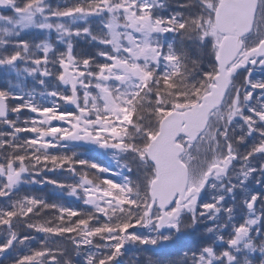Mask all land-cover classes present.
<instances>
[{
    "label": "snow or ice",
    "instance_id": "1",
    "mask_svg": "<svg viewBox=\"0 0 264 264\" xmlns=\"http://www.w3.org/2000/svg\"><path fill=\"white\" fill-rule=\"evenodd\" d=\"M129 253L264 264V0H0V264Z\"/></svg>",
    "mask_w": 264,
    "mask_h": 264
},
{
    "label": "trees",
    "instance_id": "2",
    "mask_svg": "<svg viewBox=\"0 0 264 264\" xmlns=\"http://www.w3.org/2000/svg\"><path fill=\"white\" fill-rule=\"evenodd\" d=\"M152 255L151 253L144 254L140 256L138 264H147V257ZM157 257H153V259H156ZM135 259L132 253L128 254V257L125 260V264H132V261Z\"/></svg>",
    "mask_w": 264,
    "mask_h": 264
}]
</instances>
